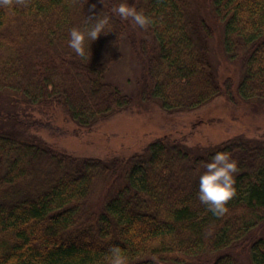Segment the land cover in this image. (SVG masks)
<instances>
[{"label":"trees","instance_id":"1","mask_svg":"<svg viewBox=\"0 0 264 264\" xmlns=\"http://www.w3.org/2000/svg\"><path fill=\"white\" fill-rule=\"evenodd\" d=\"M121 2L0 4V97L15 93L31 109L59 106L77 134L136 103L107 78L127 45L143 62L139 100L172 112L218 97L264 105V0H126L150 17L146 27L114 13ZM91 12L110 16L113 31L81 58L69 34ZM217 32L227 70L212 59ZM8 118L51 127L16 112L0 123ZM218 151L239 164L236 195L219 217L198 197L203 162ZM105 179L112 181L98 204L94 191ZM263 224L264 143L243 134L200 147L168 133L129 159H104L0 128V264H110L114 246L128 264H241L237 250L264 264Z\"/></svg>","mask_w":264,"mask_h":264},{"label":"rangeland","instance_id":"2","mask_svg":"<svg viewBox=\"0 0 264 264\" xmlns=\"http://www.w3.org/2000/svg\"><path fill=\"white\" fill-rule=\"evenodd\" d=\"M142 31L140 29L141 35ZM218 43L217 32L212 40V59L215 63L221 62L220 70H227L223 56L218 55L221 52ZM124 46L123 58L111 68L107 78L117 83L124 92L136 97V103L129 109L100 119L91 127L81 128L77 134H72L74 129L79 128L78 124L61 107L26 108L22 97L12 93L7 99H2L1 95L0 115L16 112L23 121L49 122L51 127L47 128L38 122L26 126L8 118L0 123V128L19 133V136H39L74 155L104 159L113 156L129 159L134 153L144 151L152 140L168 133L184 137L190 146L211 147L237 134L264 143V105L257 102L250 106L242 100L232 102L225 97H218L193 110L172 112L164 109L158 101L139 100L138 79L143 74V62L131 54L129 46ZM237 67L239 78L242 69L241 65ZM222 73L227 76L231 72ZM111 181L105 179L98 182L94 191V199L98 204L107 196ZM258 235L264 236V224ZM236 253L239 263L251 264L246 252L237 250Z\"/></svg>","mask_w":264,"mask_h":264},{"label":"clouds","instance_id":"3","mask_svg":"<svg viewBox=\"0 0 264 264\" xmlns=\"http://www.w3.org/2000/svg\"><path fill=\"white\" fill-rule=\"evenodd\" d=\"M11 0H0V4H10ZM96 4L91 5L95 9ZM113 12L122 18H131L136 25L146 27L151 19L143 10L129 5L126 0L119 3ZM111 17L91 12L83 28L73 27L70 30L69 46L77 56L91 58V44L101 34L113 31L110 26ZM204 171L199 176V200L216 216H223L228 211V201L236 195V175L239 172L238 161L227 151H218L203 162ZM110 264H128V258L118 246L111 249Z\"/></svg>","mask_w":264,"mask_h":264}]
</instances>
